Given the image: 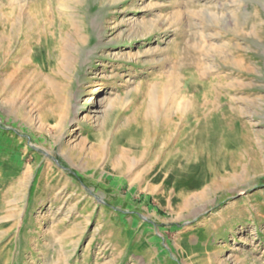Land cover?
<instances>
[{
    "label": "rangeland",
    "instance_id": "obj_1",
    "mask_svg": "<svg viewBox=\"0 0 264 264\" xmlns=\"http://www.w3.org/2000/svg\"><path fill=\"white\" fill-rule=\"evenodd\" d=\"M0 264H264V0H0Z\"/></svg>",
    "mask_w": 264,
    "mask_h": 264
},
{
    "label": "bare ground",
    "instance_id": "obj_2",
    "mask_svg": "<svg viewBox=\"0 0 264 264\" xmlns=\"http://www.w3.org/2000/svg\"><path fill=\"white\" fill-rule=\"evenodd\" d=\"M98 91V90H97Z\"/></svg>",
    "mask_w": 264,
    "mask_h": 264
}]
</instances>
